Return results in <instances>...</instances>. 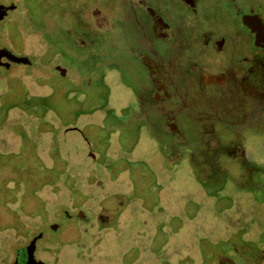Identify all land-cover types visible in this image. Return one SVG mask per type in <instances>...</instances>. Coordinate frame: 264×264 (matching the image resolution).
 <instances>
[{"label":"rangeland","instance_id":"374dc122","mask_svg":"<svg viewBox=\"0 0 264 264\" xmlns=\"http://www.w3.org/2000/svg\"><path fill=\"white\" fill-rule=\"evenodd\" d=\"M28 5V13L14 15L38 23L42 6ZM102 53H76L81 62L63 67L68 79L59 96L36 92L65 76L46 56L30 53L38 67L15 63L0 77V96L13 88L0 97V264L43 228L51 249L42 240L36 257L46 264H193L213 250L233 264L242 250L256 252L263 246L264 153L255 155L251 173L229 162L211 128L185 122L189 109L177 93L145 117L137 64L97 71L93 61ZM81 71L94 76L90 85ZM16 77H27L24 85ZM202 96L185 98L190 107L212 106ZM168 112L180 118L183 136L165 124ZM101 214L107 220L96 245L88 230Z\"/></svg>","mask_w":264,"mask_h":264},{"label":"flooded vegetation","instance_id":"af4514ba","mask_svg":"<svg viewBox=\"0 0 264 264\" xmlns=\"http://www.w3.org/2000/svg\"><path fill=\"white\" fill-rule=\"evenodd\" d=\"M31 1H38L44 14L38 23L28 20V24L22 20L24 15L14 14L28 13ZM67 1L0 0V77L16 63L12 55L46 56L50 69L58 73V65L81 62L76 53L84 50L103 51L101 59L93 61L96 70L101 68L98 65L132 61L139 67L136 92L143 97L138 101L142 115L148 116L147 110L157 109L177 93L189 109L185 122L211 128L216 150L223 149L229 162L242 164L251 173L255 155L264 153V0ZM88 72L81 71L80 76L89 84L94 76ZM25 78L16 77L15 84L24 85ZM66 79L62 76L56 87L44 93L39 87L36 92L59 96L66 92ZM36 80L39 86L46 85L45 78ZM198 95L212 106L190 107L185 97ZM168 113L165 124L182 135L176 125L180 118ZM106 220L101 214L88 230L96 233V245L98 226ZM83 228L78 231L82 238ZM259 237L264 244V231ZM57 242L59 246L62 239ZM16 261L27 262L26 250H19L10 264ZM263 261L261 246L256 252L243 253L236 264Z\"/></svg>","mask_w":264,"mask_h":264},{"label":"water","instance_id":"95a60500","mask_svg":"<svg viewBox=\"0 0 264 264\" xmlns=\"http://www.w3.org/2000/svg\"><path fill=\"white\" fill-rule=\"evenodd\" d=\"M11 59L14 62H16V63L29 64V63L32 62L30 60L29 56L12 55ZM32 68H34V67H32ZM49 68H50V66H49ZM56 68L58 70H60V72L63 75L66 74V69L60 67V65L56 66ZM51 227L56 230L58 228V225L57 224H52ZM48 239H49L48 233H47L46 229L43 228V230L37 236H35L32 239V241L25 248H23V249L20 250V252H25V250H26V253H27V262L25 264H46V262L44 260L39 259V258L36 257V251L38 249V246L39 245L40 246L42 245L41 241L43 240L45 242V244L41 248L44 249L46 252H48L49 251L48 248L50 247L48 244H46L47 242H49V241H47ZM37 240H38V243H37ZM17 263L18 262L16 261L14 264H17Z\"/></svg>","mask_w":264,"mask_h":264},{"label":"crops","instance_id":"0c3cea01","mask_svg":"<svg viewBox=\"0 0 264 264\" xmlns=\"http://www.w3.org/2000/svg\"><path fill=\"white\" fill-rule=\"evenodd\" d=\"M262 247L264 248V244H263ZM252 252L253 251L248 250V249L246 251H244V252L242 250V254L243 253L247 254V253H252ZM216 260H217V262H216ZM226 260L228 261V257L226 255H220L219 252H217L216 250H213V254H211L210 256H207L201 263H200L201 259H199L197 261H193L194 262L193 264H224L223 262L226 261ZM239 260H240V258L237 259V261H239ZM237 261H234L233 264H236ZM262 264H264V261L262 262Z\"/></svg>","mask_w":264,"mask_h":264}]
</instances>
